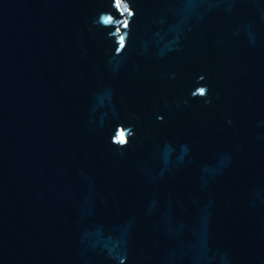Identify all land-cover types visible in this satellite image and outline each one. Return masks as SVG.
I'll list each match as a JSON object with an SVG mask.
<instances>
[{
  "label": "water",
  "instance_id": "1",
  "mask_svg": "<svg viewBox=\"0 0 264 264\" xmlns=\"http://www.w3.org/2000/svg\"><path fill=\"white\" fill-rule=\"evenodd\" d=\"M0 264H264V0H0Z\"/></svg>",
  "mask_w": 264,
  "mask_h": 264
},
{
  "label": "clouds",
  "instance_id": "2",
  "mask_svg": "<svg viewBox=\"0 0 264 264\" xmlns=\"http://www.w3.org/2000/svg\"><path fill=\"white\" fill-rule=\"evenodd\" d=\"M201 79H202V77H201ZM197 93H198L199 97L204 98L207 96V88L206 87H198ZM197 93H193L192 96L195 97ZM129 130L131 131L130 128H129Z\"/></svg>",
  "mask_w": 264,
  "mask_h": 264
},
{
  "label": "snow or ice",
  "instance_id": "3",
  "mask_svg": "<svg viewBox=\"0 0 264 264\" xmlns=\"http://www.w3.org/2000/svg\"><path fill=\"white\" fill-rule=\"evenodd\" d=\"M129 15H131V13H129ZM105 22H107V21H105ZM121 47H123V43H121ZM119 142H120V143H124V142H125V141H124L123 133H121V135H120V137H119Z\"/></svg>",
  "mask_w": 264,
  "mask_h": 264
}]
</instances>
